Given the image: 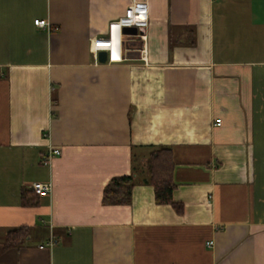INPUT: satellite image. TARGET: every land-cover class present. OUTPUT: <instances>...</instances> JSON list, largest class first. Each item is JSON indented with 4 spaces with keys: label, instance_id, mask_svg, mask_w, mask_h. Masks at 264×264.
Masks as SVG:
<instances>
[{
    "label": "crops",
    "instance_id": "1",
    "mask_svg": "<svg viewBox=\"0 0 264 264\" xmlns=\"http://www.w3.org/2000/svg\"><path fill=\"white\" fill-rule=\"evenodd\" d=\"M134 3L148 26L101 62ZM160 147L181 210L146 182ZM133 172L131 203L104 204ZM0 264H264V0H0Z\"/></svg>",
    "mask_w": 264,
    "mask_h": 264
},
{
    "label": "trees",
    "instance_id": "2",
    "mask_svg": "<svg viewBox=\"0 0 264 264\" xmlns=\"http://www.w3.org/2000/svg\"><path fill=\"white\" fill-rule=\"evenodd\" d=\"M145 164L148 174L146 182L154 187L155 200L162 204H172L177 210H181V204L173 199V190L176 184L173 180L175 163L172 149L170 147L155 149ZM135 184V172L130 175L114 176L104 188L103 203L106 205L130 204ZM21 202L24 206H38L40 195L34 190L24 189ZM29 234L30 228L28 226L11 229L5 237L4 247L8 248L25 243Z\"/></svg>",
    "mask_w": 264,
    "mask_h": 264
},
{
    "label": "built area",
    "instance_id": "3",
    "mask_svg": "<svg viewBox=\"0 0 264 264\" xmlns=\"http://www.w3.org/2000/svg\"><path fill=\"white\" fill-rule=\"evenodd\" d=\"M35 24L42 28H49V21L44 19H36ZM149 24V9L146 3H134L125 12V15L119 20L113 21L109 25V31L106 37L98 38L93 40L92 48L94 53L98 54L101 50H106L108 53V62H121L123 57L122 51V37L123 29L136 27L140 29L147 27ZM221 122L218 120V125ZM61 153L59 148L51 149L45 162L47 163L50 159ZM52 189L51 182H35L33 183V190L43 195L50 192ZM209 244H212L210 241Z\"/></svg>",
    "mask_w": 264,
    "mask_h": 264
},
{
    "label": "water",
    "instance_id": "4",
    "mask_svg": "<svg viewBox=\"0 0 264 264\" xmlns=\"http://www.w3.org/2000/svg\"><path fill=\"white\" fill-rule=\"evenodd\" d=\"M126 29H127V28L125 27L123 31H126ZM131 30H132V32H133L134 34H137L138 32H143V31H144L143 29L139 30V29H137L136 27H133ZM107 57H108V53H107V51H105V50H103V51H99V53H98V59H99L101 62H106V61H107Z\"/></svg>",
    "mask_w": 264,
    "mask_h": 264
},
{
    "label": "clouds",
    "instance_id": "5",
    "mask_svg": "<svg viewBox=\"0 0 264 264\" xmlns=\"http://www.w3.org/2000/svg\"><path fill=\"white\" fill-rule=\"evenodd\" d=\"M125 28V27H124ZM124 30V29H123Z\"/></svg>",
    "mask_w": 264,
    "mask_h": 264
}]
</instances>
